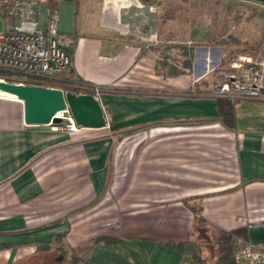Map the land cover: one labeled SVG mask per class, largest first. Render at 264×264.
Returning a JSON list of instances; mask_svg holds the SVG:
<instances>
[{"label":"crops","instance_id":"obj_1","mask_svg":"<svg viewBox=\"0 0 264 264\" xmlns=\"http://www.w3.org/2000/svg\"><path fill=\"white\" fill-rule=\"evenodd\" d=\"M159 2L58 0L73 77L99 89L106 126L29 125L0 91V264H59L63 233L91 244V264H184L171 243L221 230L264 245V100L229 99L223 124L228 98L205 93L220 53L189 40L168 51L181 73H164Z\"/></svg>","mask_w":264,"mask_h":264},{"label":"built area","instance_id":"obj_2","mask_svg":"<svg viewBox=\"0 0 264 264\" xmlns=\"http://www.w3.org/2000/svg\"><path fill=\"white\" fill-rule=\"evenodd\" d=\"M4 2L0 17L7 22L0 31V80L57 88L60 83H66L73 71L70 38L59 30L58 11L52 9L49 0ZM212 73L215 75L205 93L232 101L243 98L264 100L263 57L242 54L235 58L223 52ZM72 79L76 81L70 84L73 88L69 90L99 93L96 86L75 77ZM60 116L66 123L65 129L73 131L80 127L68 109ZM234 238L236 264H264V245L240 235Z\"/></svg>","mask_w":264,"mask_h":264},{"label":"rangeland","instance_id":"obj_3","mask_svg":"<svg viewBox=\"0 0 264 264\" xmlns=\"http://www.w3.org/2000/svg\"><path fill=\"white\" fill-rule=\"evenodd\" d=\"M217 0H161L159 2V47L163 50L171 51V47L176 49V55L182 49L181 42L189 40L193 47L207 46L214 47V51L220 53L227 52L230 57H238L242 54L258 56L264 58V19L257 16L250 17L247 6L239 7L244 10L245 16L241 21L231 22L229 31L234 33L240 42H228L224 50L221 45L210 39V33L215 20L212 14L220 5ZM228 1V0H223ZM243 3V5H255L264 9V4L251 0H233ZM219 5V6H217ZM7 20L0 17V31L5 27ZM228 34H224L226 37ZM245 49L246 52L241 50ZM255 50V51H253ZM169 54V53H168ZM218 57V58H219ZM219 61L217 62L218 65ZM214 76L215 74L212 73ZM72 77V76H71ZM211 229V228H209ZM220 234L219 231L209 232L204 239L203 256H207L205 264H211L215 257L216 241L214 238Z\"/></svg>","mask_w":264,"mask_h":264},{"label":"trees","instance_id":"obj_4","mask_svg":"<svg viewBox=\"0 0 264 264\" xmlns=\"http://www.w3.org/2000/svg\"><path fill=\"white\" fill-rule=\"evenodd\" d=\"M4 1H13V0H0V7L4 9L5 2ZM145 2H155L158 0H143ZM161 1V0H160ZM255 2H259L264 4V1L258 0H251ZM220 8L218 7L215 11H213L214 21L212 28H210V39L218 43V45L222 46V49L226 48L227 43L232 41L238 44L240 40L234 33L227 32L229 31V27L231 22H239L245 16L244 10L239 9V7L247 6L250 10L249 18L257 16L259 18L264 19V9L259 8L255 5H243V3L236 2L233 0L223 1L217 0L216 1ZM49 3L53 10H57L58 0H49ZM217 5V6H219ZM3 12L0 10V14ZM5 14V13H4ZM224 34H228L224 37ZM242 52H246L245 49L241 50ZM255 51V50H253ZM163 56L161 65L165 67L166 72L169 74H177L181 73V69L176 65L169 62L168 59H171L170 55L163 50L161 52ZM71 76L73 77V71ZM70 76V77H71ZM67 79L66 83H60L61 85H54L64 88L65 90H69L71 88L70 84L74 83V79ZM73 80V81H72ZM235 104L231 102L229 99L221 98L219 100V112H220V119L222 120L223 124H225L229 128H234L236 125V114H235ZM131 132L126 131L124 133ZM196 221L197 224L204 225L205 219L196 211ZM245 236V232L242 229H233V230H221L220 234L216 236L215 243L217 245V256L211 264H236L234 259V246H235V236ZM65 237V233L59 234L56 237V242L59 243L58 250L61 251V258L59 264H91L88 259V251L90 248L89 243L79 246V247H67L63 245L62 239ZM246 237V236H245ZM172 246L176 247L184 254V264H205L206 257L203 256V243H199L194 241H181L179 243H171ZM46 249H49L50 246L45 245Z\"/></svg>","mask_w":264,"mask_h":264},{"label":"water","instance_id":"obj_5","mask_svg":"<svg viewBox=\"0 0 264 264\" xmlns=\"http://www.w3.org/2000/svg\"><path fill=\"white\" fill-rule=\"evenodd\" d=\"M0 91L23 102L24 121L29 125L60 124L64 121L60 114L66 109L70 111L80 127L102 128L107 125L104 106L93 91L76 93L57 87L18 84L1 80Z\"/></svg>","mask_w":264,"mask_h":264},{"label":"bare ground","instance_id":"obj_6","mask_svg":"<svg viewBox=\"0 0 264 264\" xmlns=\"http://www.w3.org/2000/svg\"><path fill=\"white\" fill-rule=\"evenodd\" d=\"M8 95H10V94H8ZM10 96H12V95H10Z\"/></svg>","mask_w":264,"mask_h":264}]
</instances>
